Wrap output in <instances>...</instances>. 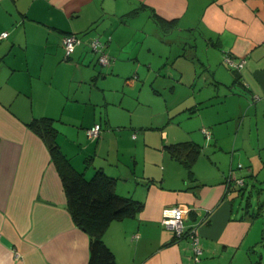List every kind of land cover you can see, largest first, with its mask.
<instances>
[{"label": "crops", "instance_id": "obj_1", "mask_svg": "<svg viewBox=\"0 0 264 264\" xmlns=\"http://www.w3.org/2000/svg\"><path fill=\"white\" fill-rule=\"evenodd\" d=\"M2 32L0 264L88 261V234L28 126L40 118L75 171L100 169L142 203L102 235L115 264H192L189 237L161 223L175 205L199 235L197 264H264V0H0ZM69 33L81 40L66 56ZM182 141L200 148L190 175L166 149ZM231 170L243 191L228 188Z\"/></svg>", "mask_w": 264, "mask_h": 264}, {"label": "trees", "instance_id": "obj_2", "mask_svg": "<svg viewBox=\"0 0 264 264\" xmlns=\"http://www.w3.org/2000/svg\"><path fill=\"white\" fill-rule=\"evenodd\" d=\"M28 126L48 148L50 158L60 175L66 207L73 222L88 234L87 264H115L114 254L103 242L102 235L111 221L135 216L142 208V203L117 194L115 179L100 169L89 179L83 173L75 171L57 146V132L49 118L35 119ZM166 149L172 157L182 162L190 175L200 151L199 146L190 141H182L169 144ZM244 183L241 186L229 184L228 188L235 186L241 192Z\"/></svg>", "mask_w": 264, "mask_h": 264}, {"label": "built area", "instance_id": "obj_3", "mask_svg": "<svg viewBox=\"0 0 264 264\" xmlns=\"http://www.w3.org/2000/svg\"><path fill=\"white\" fill-rule=\"evenodd\" d=\"M7 36V32H2L0 34V38H4ZM80 37L75 33H69L64 35L61 40V45L63 50L65 51L66 56L70 55L75 47L80 43ZM89 49L91 52L97 53V63L99 65H108L111 61L110 57L104 51V43L98 38L94 37L89 42ZM222 61L225 65L229 66L234 70H239L245 60L241 58L238 62L233 59L230 54H224ZM101 130V126L99 123H95L92 127L87 130L88 135L91 138H97L99 136ZM233 170H231L226 178L227 185L234 183L236 186H241L244 183L243 177L234 178L232 176ZM189 209L183 205H175L171 207H165L163 209V216L161 218V223L164 224L167 228H170L176 238H179L183 235H187L190 239L191 243V262L192 264H197L200 260L202 254V248L199 241V235L195 228H190L185 232L184 228V218L188 213Z\"/></svg>", "mask_w": 264, "mask_h": 264}, {"label": "rangeland", "instance_id": "obj_4", "mask_svg": "<svg viewBox=\"0 0 264 264\" xmlns=\"http://www.w3.org/2000/svg\"><path fill=\"white\" fill-rule=\"evenodd\" d=\"M256 188H259V184L256 183L255 185ZM255 202V199H253V203Z\"/></svg>", "mask_w": 264, "mask_h": 264}]
</instances>
